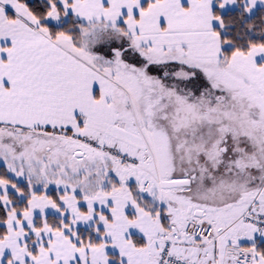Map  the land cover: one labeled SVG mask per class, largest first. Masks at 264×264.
Here are the masks:
<instances>
[{"label": "snow or ice", "instance_id": "snow-or-ice-1", "mask_svg": "<svg viewBox=\"0 0 264 264\" xmlns=\"http://www.w3.org/2000/svg\"><path fill=\"white\" fill-rule=\"evenodd\" d=\"M0 264H264V0H0Z\"/></svg>", "mask_w": 264, "mask_h": 264}]
</instances>
